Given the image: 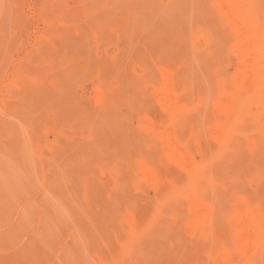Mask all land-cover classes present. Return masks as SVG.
Here are the masks:
<instances>
[{"label": "rangeland", "instance_id": "obj_1", "mask_svg": "<svg viewBox=\"0 0 264 264\" xmlns=\"http://www.w3.org/2000/svg\"><path fill=\"white\" fill-rule=\"evenodd\" d=\"M193 2L0 0V264H220V252L226 248L233 256V251L237 252L232 221L237 204L233 202L242 199L254 206L259 202V222L264 226V203L260 205V199L264 201V94L258 107L254 101L246 102L243 125L227 148L220 149L211 141L210 124L220 117L212 107L233 82L239 45L230 18H223L215 0ZM241 2L242 11L247 5L244 10L249 11L264 41V0ZM207 9L216 14L208 17ZM180 12L189 21L179 19ZM182 21L185 25L179 23ZM224 72L225 80L231 76L229 81H221ZM202 75L209 78L201 80ZM169 76L179 97L187 91L186 100L180 98L183 110L173 118L162 104ZM149 94L150 99L146 97ZM159 96L162 98L157 99ZM173 128L189 142L195 161L207 166L212 181L200 187V195L215 212V227L202 234L187 227L192 216L185 197L177 191L186 188V173L164 152L163 143ZM196 146L200 154L195 152ZM250 148L254 151L249 152ZM137 149L145 155L141 160ZM146 156L153 157L152 162L144 161ZM143 167L156 173L155 177H167L152 185L141 173ZM214 182L217 189L222 187L219 195L212 193L216 192L212 190ZM243 187L245 191L240 193ZM234 188L239 189L234 191L238 195ZM221 191L228 194L225 199ZM219 228L225 234L218 233ZM203 241L209 243L205 246ZM227 244L233 247L228 249ZM261 256L259 263L264 253Z\"/></svg>", "mask_w": 264, "mask_h": 264}, {"label": "bare ground", "instance_id": "obj_2", "mask_svg": "<svg viewBox=\"0 0 264 264\" xmlns=\"http://www.w3.org/2000/svg\"><path fill=\"white\" fill-rule=\"evenodd\" d=\"M214 1V0H213ZM262 1V0H261ZM210 2V1H209ZM171 3V2H170ZM193 3H195V0H194V2ZM215 3L217 4V6L219 7H217L216 6V8H218V9H220V13H221V11L224 13L223 14V18H224V15H226L227 17H229L230 18V22H231V25H233L232 26V28L235 30V34H236V38L235 39H237V42L236 43H238V45H239V49H238V51H237V53H236V57H237V67H236V69H235V75H234V78L232 79L233 80V82H231L230 84V87H228V90L226 91V89H225V85H224V91H220L221 92V94H220V96H219V100H218V102L216 101L215 103H216V105H214L212 108H213V112H216L217 113V115L218 116H220L219 117V119L217 118L216 120H214L213 121V123L212 124H210L211 125V129H212V132H211V141L213 142V143H215L220 149H225V148H227L228 147V145L230 144V141H231V139L232 138H234L237 134V130L238 129H240L239 127L241 126V125H243V118H244V116H243V114H244V107H245V104H248V103H246V102H248V101H254L255 103H257L258 105H256L257 107L261 104V99H263V94H264V55H263V51H264V41H263V39H261V37H260V35H259V31H258V28H257V25L256 24H254V22H253V20H252V18L250 17V13H248V12H246L247 11V8H245V6L247 7V5H244V9H246V11L243 9V11H242V8H241V4H242V2L240 3V0H215ZM204 4V3H203ZM215 4V5H216ZM259 3H257V5H258ZM189 5H190V3H189ZM193 5V4H192ZM195 5V4H194ZM205 5V4H204ZM214 5V4H213ZM196 6H198V5H196ZM195 6V7H196ZM209 6V5H208ZM195 7H193V9L195 8ZM258 7V6H257ZM191 8V7H190ZM206 8H208V7H206ZM181 10V9H180ZM216 10V9H215ZM184 11V10H183ZM183 11H181V12H183ZM190 11H192V9L190 10ZM207 11H209L208 9H207ZM213 11H214V8H213ZM213 11H209L210 13H209V15H208V17L209 16H211V14H216V13H213ZM180 12V13H181ZM202 12V11H201ZM212 12V13H211ZM215 12V11H214ZM218 12H219V10H218ZM187 14H189V13H186V15ZM190 14H191V12H190ZM194 14V13H193ZM207 14H208V12H207ZM219 14V13H218ZM260 14V13H259ZM258 14V15H259ZM181 15V17L179 18V19H184L185 17H184V15L181 13V14H179V16ZM183 15V16H182ZM185 15V16H186ZM202 15V14H201ZM257 15V16H258ZM132 16V15H131ZM207 16V15H206ZM216 16V15H215ZM219 16H220V14H219ZM125 17V16H124ZM186 17H189V16H186ZM192 17V16H191ZM190 17V18H191ZM194 17V16H193ZM202 17V16H201ZM212 17V16H211ZM225 18V19H228V18ZM196 18V17H195ZM199 18H200V16H198V21H200L199 20ZM207 18V17H206ZM219 18V17H218ZM109 19V18H108ZM203 19V18H202ZM212 19V18H211ZM224 19V20H225ZM259 19V18H258ZM184 20H187V21H189V19H184ZM213 20V19H212ZM226 22V21H225ZM150 23V22H149ZM168 23V22H167ZM179 23H181L182 25L184 24L183 23V21L182 22H179ZM186 23V22H185ZM219 23H221L220 21H219ZM226 23H228V20H227V22ZM181 24H180V26H181ZM168 25V24H167ZM185 25V24H184ZM222 25V24H221ZM187 26V25H186ZM186 26H184V29L185 28H188V27H186ZM231 27V26H230ZM169 28V27H168ZM224 28V27H223ZM226 29V28H225ZM225 29H223V31H225ZM106 30V29H105ZM182 29H181V27H180V31H181ZM232 30V29H231ZM262 31V30H261ZM184 33V32H183ZM78 34V33H77ZM171 34V33H170ZM130 35V34H129ZM160 35H161V33H160ZM222 36H224V35H222ZM168 37V36H167ZM234 37V36H233ZM232 37V38H233ZM223 38V37H222ZM171 39V38H170ZM234 39V40H235ZM158 40H159V38H158ZM223 40V39H222ZM233 39H232V44L234 45V41ZM224 41V40H223ZM222 41V42H223ZM221 42V43H222ZM223 44H224V42H223ZM225 45H226V43H225ZM225 47V46H224ZM223 47V48H224ZM227 48V47H226ZM97 49V48H96ZM129 50V49H128ZM176 50V49H175ZM225 50V49H224ZM97 52V51H96ZM148 52V51H147ZM146 54V53H145ZM127 55V54H126ZM147 56V55H146ZM205 58V57H204ZM209 58V57H208ZM187 59H189V58H187ZM210 60H211V57H210ZM213 61V60H212ZM224 62H225V59H224ZM226 63V62H225ZM219 65V64H218ZM225 65V64H224ZM168 66V65H167ZM166 66V67H167ZM226 66V65H225ZM175 67V66H174ZM217 67V66H216ZM168 68V67H167ZM218 68V67H217ZM159 69V68H158ZM175 69V68H174ZM224 69H225V67H224ZM153 70H155L154 68H153ZM160 70V69H159ZM209 70H210V72H209ZM208 70V72H207V75L209 74V73H211V69H209ZM171 71V70H170ZM174 71V70H173ZM179 71V70H178ZM200 71V70H199ZM224 70H222V71H219V72H223ZM161 73H162V71H160ZM176 72V71H175ZM169 73V72H168ZM178 73V72H177ZM180 73H182L181 72V70H180ZM180 73H178V74H180ZM204 73L206 74V71L204 70ZM170 74V73H169ZM175 74V73H174ZM184 74V73H183ZM190 74V73H189ZM217 74H219V73H217ZM225 74V72L224 73H222L221 74V78H223V76L222 75H224ZM168 75V74H167ZM211 76L213 75V74H210ZM185 76H186V73H185ZM185 76H184V78H185ZM210 76V77H211ZM217 77L219 76V75H216ZM171 76H169L168 78H167V82H168V86H166V90H165V92L163 93V99L162 100H164V102H162V104H164L163 106L165 107V108H163V109H166L168 112H169V115L173 118V117H175L177 114H180L181 113V111L183 110V104H182V101H181V99L180 98H184V101L186 100L185 99V96H187V95H185V94H187V91H186V93L185 94H182L183 96L182 97H179V93H178V90L176 91L175 89H176V87L174 88V86H173V84H174V82L172 81V79L170 78ZM173 77V76H172ZM177 77V76H176ZM208 77V76H207ZM206 76H205V78H207ZM220 77V76H219ZM226 77H228V76H226ZM231 77V76H230ZM230 77H228V78H226V80L227 81H229V79H230ZM181 78V77H180ZM202 78H203V75H202V77H201V80H202ZM205 78H203V80H205ZM209 78V77H208ZM160 79V78H159ZM162 79V78H161ZM166 78H163V80H165ZM218 79V78H217ZM216 79V80H217ZM122 80V79H121ZM209 80V85H210V79H208ZM215 80V81H216ZM225 80V76H224V78L221 80V81H224ZM225 80V81H226ZM165 81V82H166ZM207 81V80H206ZM220 81V80H219ZM144 82H147V81H144ZM153 82V81H152ZM159 82V81H158ZM161 82V81H160ZM159 82V83H160ZM204 81H202V83H203ZM217 82V81H216ZM155 83V82H154ZM200 83V82H199ZM205 83V82H204ZM203 83V84H204ZM212 83V82H211ZM221 83H223V82H221ZM220 83V84H221ZM144 84V83H143ZM156 85L158 84L157 83V81H156V83H155ZM206 84V83H205ZM220 84L217 86V90H218V87L220 86ZM225 84V83H224ZM226 84H228V82L226 83ZM142 85V84H141ZM159 85V84H158ZM162 85H164V83L162 84ZM165 85H167V84H165ZM179 85H181V84H179ZM191 85V84H190ZM212 85V84H211ZM217 85V84H216ZM222 85V84H221ZM105 86V85H104ZM146 86H147V83H146ZM149 86L151 87L152 85H150L149 84ZM161 86V85H160ZM182 86V85H181ZM184 86H186V84H184ZM183 86V87H184ZM223 86V85H222ZM221 86V87H222ZM227 86H229V85H227ZM142 87V86H141ZM156 87V86H155ZM183 87H181L182 89H183ZM103 88V87H102ZM128 88V87H127ZM148 88V87H147ZM153 88H154V85H153ZM156 88H158V87H156ZM111 89V88H110ZM143 89V93H145L144 92V87L142 88ZM149 90H147V91H150V88H148ZM187 89V88H186ZM190 89H191V87H190ZM222 89V88H221ZM123 90H125L124 88H123ZM145 90H146V88H145ZM153 90V89H152ZM151 90V91H152ZM220 90V89H219ZM146 91V93H149V92H147ZM162 91V90H161ZM185 91V90H184ZM190 91H192V90H190ZM123 92V91H122ZM125 92V91H124ZM126 92H127V90H126ZM154 92V91H153ZM214 92H215V90H214ZM116 93V92H115ZM115 93H114V96H115ZM142 93V92H141ZM142 93V94H143ZM198 93H200V91L198 92ZM118 94H120V93H118ZM124 94V93H123ZM127 94L129 95V92H127ZM151 94V93H150ZM150 94L148 95V96H146L147 98H149L150 99ZM213 94H215V93H213ZM96 95V94H95ZM128 95H126L125 96V98L128 96ZM160 95V94H159ZM219 95V94H218ZM124 96V95H123ZM142 96V95H141ZM144 96V95H143ZM162 96H161V98H162ZM200 96V95H199ZM198 96V97H199ZM212 97H213V95H211ZM116 97V96H115ZM121 97H122V95H121ZM129 97V96H128ZM152 97V96H151ZM216 97V96H215ZM136 98V97H135ZM144 98V97H143ZM147 98L146 99H144L145 101L147 100ZM160 98V96H159V98H157V99H161ZM187 99H189V97H187ZM213 99V98H212ZM129 100V99H128ZM152 100H153V98H152ZM141 101H142V99H141ZM183 101V102H184ZM190 100H187V102H189ZM129 102V101H128ZM160 102H161V100H160ZM214 102V101H213ZM115 103V102H114ZM133 103H135V102H133ZM144 103V102H143ZM150 103H152V101L150 102L149 101V103H147L146 105H148V106H145V107H149V104ZM190 103V102H189ZM189 103H187V106H189ZM125 104H127L126 102H125ZM138 104V103H137ZM154 104V103H153ZM136 106H139V105H136ZM144 106H143V108H144ZM150 106H151V104H150ZM190 106H191V104H190ZM189 106V107H190ZM250 107H253V105H249ZM192 107V106H191ZM250 107H249V110H250ZM125 108V107H124ZM139 108V107H138ZM143 108H141V110H137V113L138 112H142V109ZM158 108H159V106H158ZM255 108V107H254ZM192 109V108H191ZM255 109H257V108H255ZM133 110H134V107H133ZM144 110H145V108H144ZM207 110V109H206ZM257 110H259V108L257 109ZM146 112H147V110H146ZM251 112H253V111H251ZM145 113V112H144ZM144 113H143V117H145V115H144ZM203 113V112H202ZM194 114V113H193ZM192 114V115H193ZM141 115H142V113H141ZM167 115V114H166ZM192 115L190 116V117H192ZM209 116H210V113L208 114ZM103 116V115H102ZM155 116V115H154ZM182 115H180V117H181ZM184 116V115H183ZM255 116V115H254ZM104 117V116H103ZM107 117V116H106ZM161 117V116H160ZM178 118L179 119V121H181L180 119L181 118ZM101 118V117H100ZM135 118H136V115H135ZM140 118H142L141 116H140ZM202 118H204V117H202ZM206 118V117H205ZM145 119V118H144ZM147 119V118H146ZM182 119H184V121L183 122H186L185 121V118H183L182 117ZM191 119V118H190ZM199 119V118H198ZM201 119V118H200ZM108 120V119H107ZM148 120V119H147ZM160 120H162V118H160ZM187 120V119H186ZM143 121V120H142ZM158 121H159V119H158ZM193 121H195V119L194 120H191V122H190V124H193L192 122ZM200 123H201V120H198ZM210 121V120H209ZM133 122H134V120H133ZM141 122V121H140ZM177 122H178V120H177ZM246 122V121H245ZM166 123V122H165ZM165 123H164V126H166L165 125ZM174 123V122H173ZM178 123H180V122H178ZM196 123V122H195ZM144 124H146V123H144ZM157 125H158V122L156 123ZM171 124V123H170ZM181 124H182V122H181ZM187 124V123H186ZM186 124H184L185 126H186ZM131 125V126H130ZM147 125V124H146ZM196 125H197V123L195 124V127H196ZM209 125V124H208ZM128 126H130V127H132L133 125L131 124V122L128 124ZM141 126V125H140ZM151 126V125H150ZM184 126V127H185ZM206 126V125H205ZM127 127H125V129H126ZM135 128V127H134ZM164 128V127H163ZM162 128V129H163ZM199 128V127H198ZM196 129V130H198L199 131V129ZM262 128V127H261ZM124 129V128H123ZM143 129V128H142ZM147 129V128H146ZM161 129V130H162ZM138 130V129H137ZM144 130V129H143ZM169 130V129H168ZM186 130V129H185ZM194 131H195V128L193 129ZM192 130V131H193ZM242 130V129H241ZM165 132V131H164ZM186 132V131H185ZM190 132V131H189ZM121 133V132H120ZM120 133H118V134H120ZM139 133V132H138ZM156 133H158V132H155V134ZM239 133H242V131L241 132H239ZM245 133V132H244ZM246 133H247V131H246ZM136 134V133H135ZM152 134V133H151ZM187 134V133H186ZM122 135V134H121ZM134 135V134H133ZM198 135V134H197ZM247 135V134H246ZM157 136V135H156ZM201 136V135H200ZM207 136V135H206ZM209 136V135H208ZM116 137H119V136H116ZM128 137H129V135H128ZM163 137V136H162ZM165 137V136H164ZM239 137V136H238ZM247 137H249V136H247ZM155 138V137H154ZM157 138V137H156ZM155 138V139H156ZM167 138V137H166ZM236 138V137H235ZM241 138V137H240ZM239 138V139H240ZM250 138V137H249ZM152 139V138H151ZM163 139V138H162ZM183 139H187V138H184L183 137ZM189 140H190V138H189ZM245 140H246V137H245ZM253 140V139H252ZM116 141V140H115ZM163 141H164V139H163ZM93 142V141H92ZM94 142H95V140H94ZM240 142V141H239ZM245 142V141H244ZM247 142H248V140H247ZM116 143V142H115ZM155 143H158V141L157 142H155ZM187 143H189V142H187V141H185V140H182L181 139V137L180 136H178L177 135V132H176V130L173 128V130H172V132H171V134L169 135V137L166 139V141H164V143L163 144H165L164 145V147H165V151L164 152H166L167 154H169L170 155V157L172 158V160L174 161V163L183 171V172H185L186 173V180H187V183H186V188H177V191L178 190H180V191H178L179 193H180V195L181 196H184L185 197V199H186V206H187V208L189 209V211H190V213H191V219L190 220H187V222H186V224L187 223H189V225H187V227H191V230L194 232H196L197 230L202 234V232L205 230V229H207V230H212V227H215V226H213V221H214V217H215V212H213V209H211V207H209V206H211V205H207L204 201H202V198H201V195H200V192H201V190H200V187L202 188L203 186H207L208 184L209 185H211L210 183L212 182H210V180L208 179V171H207V166L206 165H204V164H202V162L201 163H199V162H196L195 161V153H193L191 150H190V146H188V144ZM246 143V142H245ZM245 143H243L244 144V146H245ZM254 142L252 141V144H253ZM34 144V143H33ZM86 144V143H85ZM88 144V143H87ZM159 144H161V142L159 143ZM158 144V145H159ZM162 144V145H163ZM243 144H241L242 146H243ZM251 144V145H252ZM115 145V144H114ZM149 145H152V144H150L149 143ZM157 145V144H156ZM248 146H249V144H247ZM144 146V145H143ZM160 146V145H159ZM31 147V146H30ZM252 147V146H251ZM263 147V146H262ZM151 148H152V146L150 147V150H151ZM244 148V147H243ZM246 148V147H245ZM135 149V148H134ZM160 149H161V147H160ZM138 150V149H137ZM137 150H134V151H137ZM142 150H143V147H142ZM163 150V149H162ZM161 150V151H162ZM246 150H247V148H246ZM246 150H243V151H246ZM263 150V149H262ZM143 151H145V150H143ZM161 151H160V153H161ZM254 150H252L251 151V148H250V150H249V152H253ZM139 152V150L137 151V153L136 154H139V159L141 160V159H143V158H141V157H143V155L144 154H142V156L140 155L141 153H138ZM141 152V151H140ZM195 152L196 153H198V154H200L199 152H200V149H199V146H196V149H195ZM134 153V152H133ZM147 153H148V151H146L145 152V154L147 155ZM150 153V152H149ZM160 153H158V156L160 155ZM258 153V152H257ZM256 153V154H257ZM246 156H248L249 155V153L247 154V151H246ZM26 156V155H25ZM137 156L135 157V155L133 156V158L135 159L136 158V160H137ZM145 156V155H144ZM152 156V155H151ZM157 156V157H158ZM147 158H145L144 159V161H146V159H148V161L151 159V158H153V157H151V158H149V156H146ZM156 157V158H157ZM160 157H162V153H161V156ZM132 158V159H133ZM248 158V157H247ZM258 158V157H257ZM139 159H138V161H139ZM232 159V158H231ZM129 161V160H128ZM130 161H131V158H130ZM133 162V161H132ZM143 162V161H142ZM147 162V161H146ZM151 162H152V159H151ZM153 162H154V160H153ZM158 162V161H157ZM171 162V161H170ZM169 162V163H170ZM7 163V162H6ZM131 163V162H130ZM136 163V162H135ZM204 163V162H203ZM140 164H141V162H140ZM145 164L146 163H144V166H145ZM152 165V164H151ZM255 165V164H254ZM29 166V165H28ZM231 166V165H230ZM229 166V167H230ZM34 167V166H33ZM131 167V166H130ZM151 167V166H150ZM250 167V166H249ZM255 167V166H254ZM140 168V167H139ZM141 169V168H140ZM139 169V170H140ZM143 169H144V167H143ZM165 169V168H164ZM254 169V168H253ZM142 170V169H141ZM140 170V171H141ZM255 170H256V168H255ZM159 171V170H158ZM158 171H157V173H158ZM231 171H234V170H232V168H231ZM259 171H261V170H259ZM11 172V171H10ZM16 172V171H15ZM244 172V171H243ZM256 172H257V170H256ZM255 172V173H256ZM263 172H264V170H263ZM142 174H146L147 175V177L149 178V180H150V184H152V185H155L156 186V183L159 185V182H160V179L165 175H163L161 178H160V176H161V174L159 175V180H156L157 179V177H155L156 176V173H154L152 170H147V169H144V172H141ZM259 173V172H258ZM140 174V173H139ZM159 174V173H158ZM260 174V173H259ZM5 175V174H4ZM135 175V174H134ZM137 175V174H136ZM141 175V174H140ZM256 175H257V173H256ZM139 176V175H138ZM137 176V177H138ZM144 176V175H143ZM231 176H232V174H231ZM261 175H259V177H260ZM6 177V176H5ZM142 177V176H141ZM167 177V175H165V178ZM248 177V176H247ZM263 177V176H262ZM132 179L133 178H136V177H131ZM139 178V177H138ZM144 178V177H143ZM146 178V177H145ZM164 178V179H165ZM248 178H250V177H248ZM9 179V178H8ZM12 179V178H11ZM263 179H264V177H263ZM117 180H118V178H117ZM116 180V181H117ZM167 180V181H166ZM245 180H246V178H245ZM157 181H159V182H157ZM163 181V180H162ZM165 181H166V185L168 184L169 185V180L168 179H165ZM253 181V180H252ZM5 182V181H4ZM168 182V183H167ZM246 182V181H245ZM143 183H144V181L141 183V185L142 186H144L143 185ZM253 183V182H252ZM118 184V183H117ZM213 184V183H212ZM219 184V183H218ZM242 184V183H241ZM240 184V185H241ZM247 184V183H246ZM262 184H263V182H262ZM262 184L259 186V187H261L262 186ZM4 185V184H3ZM47 185V184H46ZM157 185V186H158ZM215 185H216V183L214 182V187H213V185H212V190L213 189H216V192H215V190H214V192H212L213 194L215 193V194H220V193H218V192H220L219 190L222 188H220L219 189V187H218V189L215 187ZM243 185V184H242ZM241 185V186H242ZM142 186H138V188L140 189ZM232 186V185H231ZM243 186H245V184L243 185ZM252 186H253V184H252ZM211 187V186H210ZM209 187V188H210ZM239 187V186H238ZM238 187H236V188H238ZM258 187V188H259ZM143 188V187H142ZM141 188V189H142ZM149 188V187H148ZM156 188V187H155ZM154 188V189H155ZM224 189L225 188H227V187H223ZM246 188V187H245ZM244 187L240 190L241 192L240 193H242V190L243 189H245ZM118 189H119V186H118ZM153 190V189H152ZM209 190H211V189H209ZM211 190V191H212ZM218 190V191H217ZM231 190V189H230ZM239 190V189H238ZM238 190H235V188L233 189V193H235V192H237ZM257 190V189H256ZM259 190V189H258ZM141 191L142 190H139V192H140V194H141ZM235 191V192H234ZM243 191H245V190H243ZM261 191V190H260ZM263 191H264V188H263ZM19 192V191H18ZM118 192V191H117ZM173 192V191H172ZM222 193H223V196L222 197H224V192L223 191H221ZM227 192H228V190H227ZM231 192H232V190H231ZM239 192V191H238ZM257 192V191H256ZM135 193V192H134ZM142 193L144 194V192L142 191ZM230 193V191L228 192V194ZM136 194V196H137V193H135ZM134 194V195H135ZM139 194V195H140ZM227 193H226V195H228ZM235 194H237V193H235ZM235 194H232L233 196L235 195ZM251 194V193H250ZM257 194H259V191H258V193ZM264 194V193H263ZM145 195V194H144ZM218 195H216V196H218ZM222 195V194H221ZM225 195V196H226ZM238 195V194H237ZM236 195V196H237ZM240 195V194H239ZM248 195V194H247ZM64 196V195H63ZM136 196H135V198H136ZM212 196H215V195H212ZM215 196V197H216ZM243 196H245L244 195V193H243ZM260 196H262V194H260ZM260 196H258L257 195V198L259 197L260 198ZM221 197V198H222ZM228 197H230V195L228 196ZM248 197L249 198H251V196L250 195H248ZM207 198V194H206V197H205V199ZM209 198V197H208ZM220 198V199H221ZM234 198V197H233ZM232 198V199H233ZM246 198H247V196H246ZM252 198H254V197H252ZM256 198V197H255ZM154 199V198H153ZM215 199V198H214ZM224 199H225V197H224ZM262 199V198H261ZM260 199V205L262 206V203H264V201H263V199L261 200ZM125 200H126V198H125ZM207 200H209V199H207ZM234 200V199H233ZM247 200H249V199H247ZM38 201V200H37ZM111 201H113V200H111ZM225 201V200H224ZM259 201V200H258ZM261 201H263V202H261ZM213 202H215V201H213ZM226 202V201H225ZM141 202H139V204H140ZM220 203V202H219ZM234 204L236 203L237 204V208H236V214L234 215V217H233V225H235L236 226V231H237V234L235 235V236H237V238H235L236 240H235V243H236V245H237V248H236V251L237 252H235V250L233 251V253H236V255L235 256H233L232 255V252L230 253V250H228L227 251V248L224 250V251H222V252H220V254L218 255V258H219V262H220V264H258L259 262V259H260V257L262 258V254L264 253H262V251H264V232H263V230L261 229L262 228V226H261V224H260V222H259V220H260V211H259V202H257L258 204H256V205H258V207L255 205H252V204H250L249 202H246L245 200H242V199H239L237 202H233ZM138 204V205H139ZM156 204V203H155ZM214 204V203H213ZM225 205V204H224ZM159 206V205H158ZM162 206V205H161ZM231 206V205H230ZM235 206V205H234ZM140 207V206H139ZM121 208V207H120ZM138 207H136V209H137ZM141 208V207H140ZM140 208H138V209H140ZM143 208V207H142ZM153 208H154V204H153ZM153 208H152V210H153ZM233 208V207H232ZM231 208V209H232ZM261 208V207H260ZM49 209V208H48ZM155 209V208H154ZM222 209V208H221ZM224 209V208H223ZM228 209H229V207H228ZM227 209V211H230V210H228ZM234 209V208H233ZM141 210V209H140ZM140 210H138L139 211V213H141V212H143V211H140ZM162 210V209H161ZM225 210V209H224ZM128 211V210H127ZM218 211V210H217ZM31 212V211H30ZM29 212V213H30ZM54 212V211H53ZM121 212V211H120ZM128 212H130V211H128ZM147 212V211H146ZM159 212H161L160 210H159ZM262 212H264V210L262 211ZM61 213V212H60ZM136 213H137V211H135V216H136ZM162 213V212H161ZM130 214L131 215H133V213H131L130 212ZM151 214V213H150ZM217 214V213H216ZM230 214V213H229ZM261 214H263V213H261ZM141 215V214H140ZM163 215V214H162ZM219 215V214H218ZM224 215H226V213H224ZM25 216V215H24ZM30 216V215H29ZM29 216H28V218H29ZM58 216H59V214H58ZM57 216V217H58ZM137 216H139V214L137 213ZM142 216H143V213H142ZM147 216H149V215H147ZM146 216V217H147ZM220 216V215H219ZM228 216H230V215H228ZM140 217V216H139ZM138 217V219L139 220H141L140 218ZM166 217V216H165ZM226 217V216H225ZM24 218V217H23ZM145 218V217H144ZM143 218V219H144ZM222 218V217H221ZM53 219V218H52ZM143 219H142V221H143ZM165 219V218H164ZM132 220V219H131ZM130 220V221H131ZM176 220V219H175ZM54 221V220H53ZM88 221V220H87ZM127 221H129V220H127ZM142 221H140V222H138V223H140L141 224V222ZM166 221H167V219H166ZM182 221H184V220H182ZM137 221H135V223H136ZM223 222H224V220H223ZM229 222V221H228ZM227 222V223H228ZM126 223V222H125ZM128 223V222H127ZM126 223V224H127ZM132 223V222H131ZM178 223V222H177ZM176 223V224H177ZM226 223V222H225ZM224 223V224H225ZM180 224V223H179ZM218 224H219V222H218ZM220 224H222L223 225V223H220ZM31 225H32V223H31ZM68 225V224H67ZM163 225H164V223H163ZM162 225V226H163ZM228 225V227H229V223L227 224ZM33 226V225H32ZM43 226V225H42ZM134 226H135V224H134ZM261 226V227H260ZM132 227V226H131ZM186 227V226H185ZM184 227V228H185ZM264 227V226H263ZM24 228V227H23ZM26 228V227H25ZM75 228V227H74ZM116 228V227H115ZM163 228V227H162ZM180 228H182V229H184L183 227H180ZM73 229V228H72ZM106 229V228H105ZM135 229H136V227H135ZM186 229V228H185ZM216 231H214L215 232V234L217 235V227L216 228H214ZM220 229V228H219ZM222 229H224V226L222 227ZM222 229H220V230H218L219 232L218 233H221L220 231H222ZM225 229H227L226 228V226H225ZM102 230V229H101ZM232 231H233V229H231ZM75 231V230H74ZM225 231V230H224ZM232 231H231V234H232ZM106 232V231H105ZM190 232V231H189ZM192 232V233H193ZM198 232V234L200 235V233ZM223 232V231H222ZM187 233V232H186ZM224 234H225V232H223ZM100 234H102V233H100ZM208 234H209V231H208ZM103 235V234H102ZM119 235V234H118ZM127 235V234H126ZM165 235V234H164ZM183 235V234H182ZM190 235V234H189ZM207 235V234H206ZM211 235V232H210V234H209V236ZM213 235V234H212ZM211 235V236H212ZM233 235V234H232ZM93 236V235H92ZM128 236V235H127ZM187 236V235H186ZM201 236V235H200ZM173 237V236H172ZM203 237V236H202ZM201 237V238H202ZM205 237V236H204ZM203 237V239H205L206 240V237L204 238ZM214 237V236H213ZM218 237V235L216 236V238ZM233 237V236H232ZM232 237H230V238H232ZM181 238V237H180ZM216 238H214V240L216 239ZM78 239V238H77ZM97 239V238H96ZM129 239V238H128ZM182 240L181 241H183L184 240V238H181ZM194 240H195V238H193ZM209 239V238H208ZM225 239L226 240H229V239H227L226 238V236H225ZM115 240V239H114ZM194 240H193V243H194ZM199 240H200V238H199ZM198 240V241H199ZM202 240V239H201ZM204 240V241H205ZM211 240V239H210ZM224 240V239H223ZM93 241V240H92ZM116 241V240H115ZM117 241H119L118 239H117ZM117 241H116V243H117ZM133 241V240H132ZM155 241V240H154ZM185 241H186V239H185ZM192 241V240H191ZM204 241H203V243H204ZM207 241V240H206ZM216 241V240H215ZM215 241H213V242H215ZM220 240H218V242H219ZM63 242V241H62ZM73 242V241H72ZM91 242V241H90ZM196 242V241H195ZM201 242V241H200ZM200 242H198V243H200ZM211 242V241H210ZM213 242H212V244H213ZM226 242V241H225ZM229 242V241H228ZM227 242V243H228ZM88 244H89V242H87ZM203 243H202V245H203ZM208 243H209V241H208ZM207 243V244H208ZM91 244V243H90ZM183 245H184V241H183V243H182ZM185 244H187V242L185 243ZM205 244V246L207 245L206 243H204ZM218 244V243H217ZM225 244V243H224ZM223 244V245H224ZM198 245V244H197ZM222 245V244H221ZM223 245H222V247H223ZM228 245V249H230V247H233L232 246V244H230L231 246H229V244H227ZM195 246V245H194ZM209 246H210V244H209ZM214 246V245H213ZM60 247H61V244H60ZM86 247V246H85ZM184 247L186 248V245H184ZM183 247V248H184ZM193 247V246H192ZM191 247V248H192ZM204 247V246H203ZM210 247H212V245L210 246ZM221 247V248H222ZM185 248H184V250H185ZM187 248H189V246H187ZM205 248V247H204ZM209 248V247H208ZM218 248H219V251H220V247L218 246ZM218 248H217V250H218ZM225 248V247H224ZM77 249V248H76ZM83 249V248H82ZM196 249H197V247H196ZM201 249V248H200ZM213 249V248H212ZM187 250H189V249H187ZM190 250H192V249H190ZM215 250V249H214ZM70 251V250H69ZM174 251V250H173ZM193 251H196L195 249L193 250ZM192 251V252H193ZM209 252H211V250L209 251ZM80 253V252H79ZM79 253H78V255H79ZM191 253V252H190ZM214 253H215V251H214ZM216 253H218V252H216ZM141 254V253H140ZM187 254H189V253H187ZM186 254V255H187ZM193 254V253H192ZM195 254V253H194ZM210 254V253H209ZM189 255H191V254H189ZM217 255V254H216ZM209 256V255H208ZM174 257V256H173ZM196 257V256H195ZM196 258H198V257H196ZM201 258H202V256H201ZM209 258V257H208ZM215 258V257H214ZM212 259L213 261L215 260V259ZM234 258H235V260H234ZM200 260V259H199ZM174 261H175V258H174ZM206 261V260H205ZM72 262V261H71ZM80 262V261H79ZM83 262V261H82ZM258 262V263H257ZM261 262H264V258H263V261H261ZM261 262L259 263V264H261ZM174 264H176V261L174 262ZM201 264V263H200Z\"/></svg>", "mask_w": 264, "mask_h": 264}]
</instances>
